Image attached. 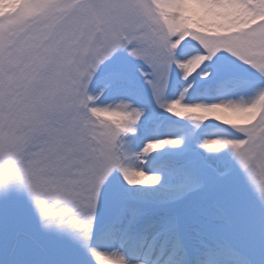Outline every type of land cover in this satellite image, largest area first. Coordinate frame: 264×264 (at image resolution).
I'll return each instance as SVG.
<instances>
[{
  "label": "snow or ice",
  "instance_id": "1",
  "mask_svg": "<svg viewBox=\"0 0 264 264\" xmlns=\"http://www.w3.org/2000/svg\"><path fill=\"white\" fill-rule=\"evenodd\" d=\"M0 264H264V0H0Z\"/></svg>",
  "mask_w": 264,
  "mask_h": 264
}]
</instances>
